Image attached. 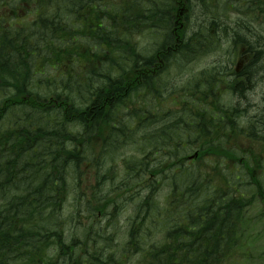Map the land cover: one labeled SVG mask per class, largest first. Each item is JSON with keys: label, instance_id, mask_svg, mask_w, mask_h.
<instances>
[{"label": "trees", "instance_id": "16d2710c", "mask_svg": "<svg viewBox=\"0 0 264 264\" xmlns=\"http://www.w3.org/2000/svg\"><path fill=\"white\" fill-rule=\"evenodd\" d=\"M197 10L205 16L202 23L193 22ZM174 42L175 49L165 52ZM222 47L228 59L217 60L208 73L232 72L240 58L232 90L241 102L246 96L257 100L256 111L218 104L225 87L204 100L184 90L175 94L167 83L151 94L154 78H165L171 60L180 69ZM151 49L163 61L148 57ZM145 66L150 70L142 75ZM148 105L159 121L154 129L138 114ZM72 115L91 129L86 158L68 142ZM117 118L129 122L127 131L138 127V144L170 157L148 175L173 184L163 202L152 187L145 194L137 210L156 215L163 209L164 219L135 230L128 254L119 252L110 227L96 228L95 222L98 206L114 215L110 208L119 201L111 195L121 188L99 195L98 180L81 192L84 175L98 171L107 159L106 143L122 132L111 122ZM195 144L202 148L189 163ZM24 152L35 162L26 181ZM143 152L109 159L143 175L149 168ZM0 159L6 162L0 173L17 183L5 196L0 182V264H245L254 256L264 264V250L251 251L264 236V227L252 230L264 222V0H0ZM148 175L134 185L150 184ZM68 202L74 210L89 208L87 230L97 235L95 247L88 235L84 242L65 243L62 211ZM256 202L260 214L251 216ZM103 234L114 244L104 245Z\"/></svg>", "mask_w": 264, "mask_h": 264}, {"label": "bare ground", "instance_id": "6f19581e", "mask_svg": "<svg viewBox=\"0 0 264 264\" xmlns=\"http://www.w3.org/2000/svg\"><path fill=\"white\" fill-rule=\"evenodd\" d=\"M204 19H205V16L201 15L200 11L197 10L196 14H194V16H193V22L202 23V22H204ZM226 43L227 42H225V44ZM224 45H223V47H224ZM223 47L220 50H218V53H220L221 51H223V53L225 52V49L223 50ZM170 49H172V50L175 49V42L173 43L171 48H169V46H168L166 49H164V51L166 52V51H169ZM146 55L148 57H153V59L157 60L158 62L163 61L161 55H159V52L156 49H151L150 51L147 52ZM241 65H242L241 61L240 62L237 61L236 64H231L232 72L228 68H226L220 74H216V75L212 74V73H208V71L212 70L213 67L207 68V71L203 72L199 76L194 77L192 84L187 86L184 89L183 93H190V95H192V97L199 98L200 100L201 99L204 100L206 98L212 97L213 93H211V90L216 92L217 90H220L222 87H225V89L220 93V95L217 99V102H219L218 104H220L221 106H223L225 108H230V107H234L235 105H239V107H241L243 109L246 107L249 109V111H253L255 109V107L257 106L256 104L258 103V101L255 100L254 98L246 96V98H244L241 102L240 98H238V96L236 95V92H234L232 90V87L235 84V82H233L234 77H235V72H233V71H238V70H236V68L239 69V67H241ZM169 67H170V70L175 68V60H171V62L169 63ZM148 70H150L148 66L142 67V75L147 74ZM208 77H210V78L207 79ZM210 80H212L213 89H210V88L207 89V82ZM153 81H155V90L152 91L151 94H156L158 92V90L162 89L166 83H167L166 89H168V87L171 84L169 78L165 79L161 76L158 78L155 77ZM177 93L179 94V92H177ZM71 98H72V95L68 96V101H70ZM103 98L106 99V96H104ZM173 101H175V100H173ZM171 106H172V104H170V110H172V111L169 114V116L174 118L175 117V109L171 108ZM81 108L79 109V111H80V113L83 114L84 110ZM74 109H76V108H74ZM153 110H154V107L151 105H148L145 109L140 110L138 112V114L143 118L142 122H143L145 127L147 125L149 127H153V129H154V128H156L159 121L157 122L158 118L154 117L152 115ZM47 111H45L43 113H46L47 115L53 116V117H56V116H60L61 118L66 117L65 116L66 114L62 113L61 111L60 112L55 111V110H50L48 112ZM254 111H256V110H254ZM107 114H109L111 118H113V116H115L112 113H110L109 111H107ZM77 116H78V114H77ZM70 118H71L69 120L70 123L67 126L68 132H69V135H67L68 142L75 147H79L80 148V150L78 151V152H80L79 155H83L86 158L89 155V153L85 149V145L87 142L88 132L91 129H88L86 126H84L79 121V119L76 117V115H74V116L72 115V117H70ZM111 122H117L122 127V132H117V134L113 133V136L110 138V140H108V143H106L104 153L107 155V159H105L99 165L100 167L98 168V171H97V169L94 171L92 178L94 179L95 182L99 178L104 176L106 173L111 171L113 176H112V178L107 179L106 186H111V185L115 186L116 181H118V180L120 182L119 183L120 185L123 184V185L127 186V185H132V184H138L152 170L158 168L162 164V162L169 160L170 157H163V155L161 153H159L160 150L156 151L154 148H151V147H147V146L143 147L142 145L138 144L136 141L133 140V138L135 136H137V133L139 132L138 127L131 130V131H127V127H128L129 122L125 121L124 118H122V119L117 118V121L114 119H111ZM125 130H126V133H125V135H123V132ZM171 147H172V150L174 151V153L171 157L175 158L174 157L175 156V142L171 143ZM143 148H144V152L142 154L148 153V160H149V162H148L149 168L147 169L146 167H143V170H144L143 175H140V173L136 174L134 171H131V169L117 168L115 165H113V163L109 159L113 155L125 153V152L130 151V150H133V151H136L139 153L141 150H143ZM156 148H159V147H156ZM187 148H188V146H187ZM201 148H202L201 144L191 145L190 146V152H191V154L193 153V155L198 156V154H199L198 150H200ZM24 154H25V159L29 158V161L27 162V165L25 166V173H24V177H23V181H26L30 176V172L32 170V167L35 166V162H34L32 156L28 152H24ZM8 157L10 158V155H8ZM5 163H6L5 161H4V163H2L1 159H0V167L1 168H3ZM148 163H147V165H148ZM43 172H44V167L38 168L37 175H40ZM148 176H149L148 179H150V181H149L150 184H148L147 186L145 184H143L142 186L144 187V190L146 191V193H148L149 188L153 187L155 189V191H158V189H160V186H157V185H160L161 182L156 183V181L158 180L159 177L155 178V176H151V175H148ZM34 180H36V178H34ZM152 181H155V182L152 183ZM0 182H1V184H3L4 190H5V192H4L5 196H8L9 194H11V190L17 186V183L15 181L7 179L2 173H0ZM162 182L164 183L163 186L165 185V188L163 190H168V192L166 193V194H168L170 192L171 188H173V184L170 185L169 182H164V181H162ZM174 186H175V184H174ZM90 189H92V187H90ZM9 191H10V193H9ZM125 191L127 193L129 190H125ZM123 194L124 193H118L114 197L117 200H119ZM0 200H2L1 197H0ZM0 205H1V203H0ZM108 206H110V205H108ZM88 212H89V208L86 205L81 204L80 208H79L78 216H80V214L88 213ZM97 213H99V212H97ZM163 215H164L163 209H161L159 211V213H157L156 215H154L153 213H150V212H147V214L145 215L143 211L136 210V215L132 219H130L129 229L127 230V239H126L127 241H125L123 244H121V246L119 247V252L121 254H128L132 249H134V246H135L134 231L137 229L144 228L154 218H159V219L163 220L164 219ZM75 216H77V215H74L73 220L75 219ZM89 219H90V216H89ZM113 221H114L113 216H111L109 221H108L109 227L111 228V232H109L108 234L113 235L115 238L118 236L119 232H117V234H116V232L113 231V229H112ZM85 230H86V234L90 237V239H96L97 238V235H95L93 232H90L87 229H85ZM68 237H70L69 240H68ZM74 240H77L79 242H84V241H86V238L77 237V236L71 237L70 235H68V236H65L64 241L67 244H71ZM72 263H73V261H71L69 264H72ZM58 264H67V263H64L63 261H61Z\"/></svg>", "mask_w": 264, "mask_h": 264}, {"label": "rangeland", "instance_id": "374dc122", "mask_svg": "<svg viewBox=\"0 0 264 264\" xmlns=\"http://www.w3.org/2000/svg\"><path fill=\"white\" fill-rule=\"evenodd\" d=\"M227 59L228 57L225 52L224 53L223 51H221L220 53L217 52L212 55L202 57L180 69L175 67L174 69L170 70L169 68L164 73V76L166 79L169 78L171 84L175 86V94H176L177 92H180L184 90L187 86L191 85L194 77L199 76L203 72L207 71V68L218 66V64L215 63L217 60H224L226 62ZM237 61L240 62L241 59L237 58ZM224 89L225 88H223V90ZM241 122H242V125H244V122L243 121ZM122 159H123V156L121 155H119V157L116 158V160L120 164L122 163ZM188 162L191 163V160H189ZM116 165H117L116 166L117 168L122 169L121 166H118V164ZM84 176L85 178L83 180V183H81L82 193H85L84 191H91L90 187L97 185L98 180H100V186L103 189L102 192H99V195H104L110 191L111 187L116 188L117 186H119V188L121 189L116 192H112L111 196H116L118 193H124L122 197H120V199L118 200L119 201L118 207L110 208L114 212V215H113L114 221H113L112 229L113 231L116 232V234L117 232H119L118 236L115 237L116 240L114 242L117 245L119 244L121 246V244L127 241L126 240L127 230L129 229L130 219H132L136 215V210L138 209V205L143 202L144 196L146 194L144 187L141 185L140 187H137V185L133 184L134 186L128 185L125 188V186L119 184L120 183L119 180L116 181L115 186L114 185L106 186L107 179L112 178L113 176L111 171L108 172L107 178L101 177L96 182L91 176L89 175L88 176L84 175ZM158 180L161 183L160 185H157V186H160V189H158L156 198L159 202H163L164 196L166 195L168 190H163L165 188V185L163 186L164 183L162 182L163 180L160 177L158 178ZM81 181L82 179H80L79 181H76V183H80ZM164 182H168V181H164ZM73 187H75V184H73ZM128 188H130V190L126 193L125 189H128ZM78 192H80V190H78ZM78 197L82 200L84 199L83 196H78ZM69 202L72 203L73 200L71 199ZM69 202L63 206V212H62L63 217L67 219V224L65 226V235L66 236L70 235L71 237L77 236V237L85 238L87 236L85 229H88L90 223L92 222L89 219L90 213H83V214H80V216H78L79 209L74 210L70 206ZM256 206H259L258 202H256L255 206L250 209L251 216H258V214H260V207H256ZM98 207L101 212L104 211V208L102 206H98ZM74 215H77V216H75V219L73 220ZM109 219H110L109 212L108 211L104 212L100 217H98L97 222H96L97 223L96 228L103 227V228H106V230H109V226L107 225ZM70 221L71 223L69 224ZM263 227H264V222L257 221V223L255 224L252 230L253 232L261 231ZM106 238L108 237L105 234H103V238L101 240L104 243V245H111V243L114 244L113 239L109 242V240H105ZM259 238L261 242H257L255 245H252V247L251 245H249L251 247V251L254 253L262 252V250H264V248H260V245H264V236L263 237L259 236ZM69 239L70 237H68V240ZM252 243L254 244V242ZM95 245L96 243L94 239L91 242V247L92 246L95 247ZM81 251L82 249L81 247H79L78 251L74 255L75 259L77 258V255L81 253ZM51 254L53 255L52 250L49 251L48 258L51 256ZM138 262L139 261H136V264H138ZM244 263L245 264H261V261L257 257L254 256L249 261H244Z\"/></svg>", "mask_w": 264, "mask_h": 264}]
</instances>
